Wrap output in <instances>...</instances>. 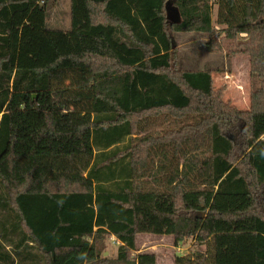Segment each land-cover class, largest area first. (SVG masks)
Here are the masks:
<instances>
[{
    "label": "trees",
    "instance_id": "1",
    "mask_svg": "<svg viewBox=\"0 0 264 264\" xmlns=\"http://www.w3.org/2000/svg\"><path fill=\"white\" fill-rule=\"evenodd\" d=\"M56 7L0 0V264H158L141 235L264 264V0H70L68 28ZM179 32L249 58V110L180 68Z\"/></svg>",
    "mask_w": 264,
    "mask_h": 264
},
{
    "label": "rangeland",
    "instance_id": "2",
    "mask_svg": "<svg viewBox=\"0 0 264 264\" xmlns=\"http://www.w3.org/2000/svg\"><path fill=\"white\" fill-rule=\"evenodd\" d=\"M59 6V7H58ZM175 10L170 7V11ZM216 10V7L214 11ZM62 26L68 28L70 26V0H57L56 13L61 12ZM175 12V11H171ZM174 14V13H173ZM215 15V14H214ZM52 16V17H51ZM50 19L48 20L49 26H56L53 18V10L51 12ZM173 17V16H172ZM217 31L221 30V26L216 25ZM201 36L195 32H179L174 34V39L176 40V46L179 47V62L180 68L184 70H211L215 73V86L217 89L225 87V99L230 101L233 105L237 106L239 109L245 111L249 109L247 107L248 98L250 100L251 87L250 83L252 81H246L245 79L241 81H235V78L223 73L230 71L233 68V71L237 69L236 63L242 62L241 59L246 57H238L236 59H230L223 53H209L205 50L204 46H200ZM187 40V41H183ZM186 42L187 45H181L183 42ZM240 59V60H239ZM245 71L242 70V75L244 76ZM245 83L246 92L241 91L242 94H246V99L241 101H236L237 97L240 96V90L236 88V85ZM248 93V96H247ZM138 248L140 251L144 252H154L158 255V264H175L174 256H189L194 255L198 250H205L206 247L200 244L197 240L187 241L185 244L175 245V242L170 236H154V235H141L138 240ZM254 244V241H253ZM120 244L117 242H109V252L105 257H116L118 253V248Z\"/></svg>",
    "mask_w": 264,
    "mask_h": 264
},
{
    "label": "crops",
    "instance_id": "3",
    "mask_svg": "<svg viewBox=\"0 0 264 264\" xmlns=\"http://www.w3.org/2000/svg\"><path fill=\"white\" fill-rule=\"evenodd\" d=\"M60 1H62V0H60ZM67 1V0H66ZM171 11H175V12H171ZM171 11H169V13H170V17H171V19L172 20H175V17H176V19H177V11L176 10H171ZM174 13V14H173ZM56 14V11H55V13L53 14V15H55ZM215 14V15H214ZM214 14H213V18L214 19H216V10L214 11ZM173 16V17H172ZM55 24H57V25H61L62 24V20H61V12H59L58 14H57V16L55 17ZM216 26V25H215ZM199 34V33H198ZM200 36H201V42H200V46H204V44H205V42L206 41H208V39L206 38V36H203V35H201L200 34ZM176 41V40H175ZM183 41H187V40H183ZM182 41V42H183ZM187 45L186 44V42H183L181 45ZM179 47H180V45L178 44V49H179ZM240 60V59H239ZM241 61L242 62H238L237 61V63H236V68L237 69H235L234 71H233V68L230 70V71H226V72H224L223 73V75L225 74L226 75V77H228L229 75H231V77H233V78H235V81H241V80H243V79H245L246 81H252V79H251V65H250V61H249V58H245V59H241ZM242 70H244L245 71V73H244V76H245V78L243 77V75H242ZM215 74V73H214ZM215 76V75H214ZM242 83V82H241ZM251 85H250V87L252 86V83H250ZM246 85H245V83H242V84H238V85H236V88H238V90H240L239 92H240V96L239 97H237V95L235 96L236 97V101H241L242 103H243V99H246L247 100V98L245 97L246 96V94H242L241 93V91H245L246 92V88H244ZM247 96H248V93H247ZM249 106V108H250V101H249V98H248V101H247V107ZM245 110H249V109H245ZM110 241H113V242H117L116 241V239L114 238V237H111L110 238ZM117 243H119V242H117ZM120 244V243H119ZM108 253V252H107ZM106 254V253H105ZM157 254V253H156Z\"/></svg>",
    "mask_w": 264,
    "mask_h": 264
},
{
    "label": "water",
    "instance_id": "4",
    "mask_svg": "<svg viewBox=\"0 0 264 264\" xmlns=\"http://www.w3.org/2000/svg\"><path fill=\"white\" fill-rule=\"evenodd\" d=\"M168 11H170V8H168ZM106 254H108V253H106ZM106 254H105V255H106Z\"/></svg>",
    "mask_w": 264,
    "mask_h": 264
}]
</instances>
